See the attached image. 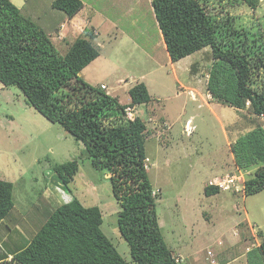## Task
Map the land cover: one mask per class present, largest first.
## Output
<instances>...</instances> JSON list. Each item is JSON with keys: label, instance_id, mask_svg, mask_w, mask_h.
<instances>
[{"label": "rangeland", "instance_id": "obj_1", "mask_svg": "<svg viewBox=\"0 0 264 264\" xmlns=\"http://www.w3.org/2000/svg\"><path fill=\"white\" fill-rule=\"evenodd\" d=\"M11 1L24 13L38 8L33 19L61 54L77 37H87V29L92 32L99 55L80 72L90 85L129 103L130 87L146 84L150 100L135 104L133 111L146 127L145 163L158 223L179 264H247L246 252L264 238V189L250 195L223 189L206 195L204 187L238 175L247 178L234 163L230 144L256 125L264 127V117L212 98L206 87L210 47L183 57L173 73L149 0H94L123 30L86 26L78 33L68 22L61 27L49 18L50 0ZM229 12L249 33L264 31V0L255 9L241 4ZM83 150L80 140L27 104L15 85L0 87V180L13 183L14 198L0 223L1 255L29 240L50 210L77 197L85 206H99L102 231L135 264L119 235L120 206L109 175L95 169ZM73 159L78 173L64 190L53 166Z\"/></svg>", "mask_w": 264, "mask_h": 264}, {"label": "trees", "instance_id": "obj_2", "mask_svg": "<svg viewBox=\"0 0 264 264\" xmlns=\"http://www.w3.org/2000/svg\"><path fill=\"white\" fill-rule=\"evenodd\" d=\"M258 1L151 0V5L171 61L209 46L213 61L206 87L212 98L264 117V31L249 33L229 12L241 4L255 9ZM51 5L69 17L83 7L81 0H53ZM87 32L61 54L33 18L11 0H0V87L15 85L27 104L83 143L95 169L107 171L120 206L119 235L135 264H179L158 223L145 163L144 121L126 117V108L149 102L148 88L142 81L135 83L130 102L120 103L86 82L80 72L99 55L92 32ZM230 150L234 163L248 174L244 194L263 190L264 127L256 125L238 136ZM78 169L76 159L54 164L64 190ZM219 192L218 185L204 187L206 195ZM13 207V183L0 180V223ZM101 224L99 206H85L72 197L50 210L22 246L0 254V264H130ZM246 262L264 264L263 237L246 252Z\"/></svg>", "mask_w": 264, "mask_h": 264}, {"label": "crops", "instance_id": "obj_3", "mask_svg": "<svg viewBox=\"0 0 264 264\" xmlns=\"http://www.w3.org/2000/svg\"><path fill=\"white\" fill-rule=\"evenodd\" d=\"M52 1L53 0H50L48 3L51 5ZM81 1L83 3V7L76 14H74L72 17L67 16L63 11L61 12L60 10H58L59 12H56L55 8H53L52 5H51L53 10L50 12L51 15L49 16V18L52 19V20H58V23L55 24V25H57V26L61 25V27L63 25V22H68L73 27L72 30H71L72 32L74 31L73 33H78L77 30L81 31L86 26H87V28H94V27H98L99 26V27H102L104 29L106 27L113 26L116 29H120L121 28L123 30V26L124 25H122L120 27L115 19L109 18L105 13L102 12V7L100 8V7H97L96 5L92 4L94 2V0H81ZM149 1H150V5H151V0H149ZM151 8H152V5H151ZM21 10H22V8H21ZM36 10H38V8ZM36 10L32 11V9L29 10L27 8L25 13L27 15H29L31 18H34L36 16ZM152 11H153V9H152ZM29 12H31V13H29ZM120 19H121V17H119V20ZM34 20L38 23V20H36V19H34ZM159 32H160V30H159ZM79 35H81V33ZM160 36H161V39H162L161 43H163L162 47L165 48V44H164L161 32H160ZM161 43H160V45L157 44V46L158 45L161 46ZM166 57H167V59L169 61L170 57H169L167 51H166ZM178 61H180V60H178ZM178 61H176V62H172L171 60L169 61L171 67L173 68V73L175 71L174 66H175V64Z\"/></svg>", "mask_w": 264, "mask_h": 264}, {"label": "built area", "instance_id": "obj_4", "mask_svg": "<svg viewBox=\"0 0 264 264\" xmlns=\"http://www.w3.org/2000/svg\"><path fill=\"white\" fill-rule=\"evenodd\" d=\"M126 116L128 118H131V119L133 118L134 114H133V110L131 107L126 108ZM226 176H229V175L227 174ZM241 178L242 177L240 175H238L236 177V179H235V177H230V178H227L225 182L215 180L213 182H210V184L218 185L221 189H224V190L231 189V190L238 192V191L242 190L243 186H244V179L242 178V180H241Z\"/></svg>", "mask_w": 264, "mask_h": 264}, {"label": "clouds", "instance_id": "obj_5", "mask_svg": "<svg viewBox=\"0 0 264 264\" xmlns=\"http://www.w3.org/2000/svg\"><path fill=\"white\" fill-rule=\"evenodd\" d=\"M182 59V58H181ZM181 59H179V60H181ZM173 62V61H172ZM176 62V61H175ZM100 87H102V86H100ZM132 108V110H133V108H134V106H132L131 107ZM133 114H134V111H133ZM127 117V116H126ZM128 118V117H127ZM133 118H134V116H133ZM132 118V119H133ZM129 119H131V118H129ZM210 185H213V184H210ZM220 188V187H219ZM221 189V188H220ZM224 190V189H223ZM227 190H231V189H227ZM243 190V189H242ZM234 193H238V192H235L234 190H232Z\"/></svg>", "mask_w": 264, "mask_h": 264}]
</instances>
